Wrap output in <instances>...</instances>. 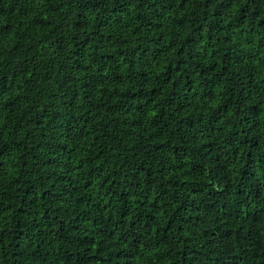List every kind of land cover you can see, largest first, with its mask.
I'll return each mask as SVG.
<instances>
[{"label": "trees", "instance_id": "obj_1", "mask_svg": "<svg viewBox=\"0 0 264 264\" xmlns=\"http://www.w3.org/2000/svg\"><path fill=\"white\" fill-rule=\"evenodd\" d=\"M0 264H264V0H0Z\"/></svg>", "mask_w": 264, "mask_h": 264}, {"label": "snow or ice", "instance_id": "obj_2", "mask_svg": "<svg viewBox=\"0 0 264 264\" xmlns=\"http://www.w3.org/2000/svg\"><path fill=\"white\" fill-rule=\"evenodd\" d=\"M4 83V81H0V87H3Z\"/></svg>", "mask_w": 264, "mask_h": 264}]
</instances>
